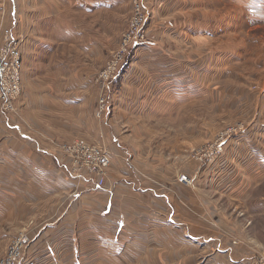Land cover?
Here are the masks:
<instances>
[{"label":"rangeland","instance_id":"rangeland-1","mask_svg":"<svg viewBox=\"0 0 264 264\" xmlns=\"http://www.w3.org/2000/svg\"><path fill=\"white\" fill-rule=\"evenodd\" d=\"M85 1L59 0L51 5L54 15L48 20L45 43L42 26L23 25L18 16L10 21L7 27L21 40L24 93L53 94L62 104L52 106L56 116L61 114L59 134L103 147L115 164L126 165L131 177L169 179L174 188L178 180L196 199L190 204L196 211L191 215L203 216L211 228L231 227L234 232L224 231L229 241L264 254V0H142L145 37L126 47L121 46L122 37L137 13L135 1L111 0L119 6L115 15L110 12L106 17H114L110 20L115 23L108 26L109 36L96 50L86 30L91 33L99 26L95 19L87 26V19L102 12H87ZM200 3L205 7L200 15L205 14L208 23L236 18L237 29L228 36L206 38L199 47L185 41L178 32L197 20ZM153 49L173 53L172 60L153 69L143 55ZM137 56L145 67L136 73L138 82L127 86L124 80L135 76ZM112 60L117 77L101 79ZM176 65L190 82L183 98L172 100L164 84L159 89L147 87L149 76L172 71ZM33 82L41 87L47 83L48 89H28ZM73 87L83 94L78 105ZM101 99L106 108L99 114ZM12 115L19 117L17 107ZM48 141L57 147L56 139ZM66 157L70 165L71 157ZM112 166L104 185L112 170L120 177L123 173ZM182 176L189 183L181 182ZM21 233L30 231L11 229L0 219V257Z\"/></svg>","mask_w":264,"mask_h":264},{"label":"crops","instance_id":"crops-1","mask_svg":"<svg viewBox=\"0 0 264 264\" xmlns=\"http://www.w3.org/2000/svg\"><path fill=\"white\" fill-rule=\"evenodd\" d=\"M57 2L0 0V40L3 29L18 16L23 25L42 26V41L47 42L46 27L54 15L51 5ZM201 5L197 20L178 32L185 41L199 47L206 38L228 36L237 29L236 18L229 23H208L205 14L200 15L205 9ZM118 6L111 0L85 1L87 12H102L100 17L87 19V26L94 19L99 26L91 33L86 30V38L95 43L94 50L106 42L108 26L115 23L107 13L115 15ZM109 50L110 46L104 57ZM172 54L158 49L143 53L153 69L168 64ZM136 59L135 76L124 80L127 86L138 82L136 73L145 67L141 57ZM171 70L149 76L147 87L159 89L164 84L171 90L172 100H178L190 82L178 65ZM28 86L48 89L47 83ZM26 93L16 102L18 118L0 112V219L4 218L11 229H29L31 242L26 256L37 264H238L258 255L229 241L224 231H233L231 227L223 231L211 228L203 216L191 215L196 211L190 204L196 199L178 180H174L178 185L174 188L169 179L131 177L125 164L113 161L115 169L123 173L120 177L112 170L102 187L91 177L73 176L60 146L73 135L57 132L61 114L56 116L52 110L54 105L62 108L60 100L49 92L40 97ZM73 100L74 105L83 101V94L74 87ZM49 138L57 140V147Z\"/></svg>","mask_w":264,"mask_h":264},{"label":"built area","instance_id":"built-area-1","mask_svg":"<svg viewBox=\"0 0 264 264\" xmlns=\"http://www.w3.org/2000/svg\"><path fill=\"white\" fill-rule=\"evenodd\" d=\"M134 1L137 13L131 18L130 27L122 37V47H126L130 42L138 44L145 37L143 33L145 21L142 16L143 11L140 10L142 0ZM13 32L12 27H6L0 40V112L7 117L16 112V102L24 92L21 40ZM116 66V61H110L100 73V78L106 81L115 79L118 74V70L115 73ZM99 105L100 114L105 111V99H101ZM223 143L224 141H221L219 146ZM60 146L66 156L71 157L70 170L73 176L92 177L98 187L104 186L107 168L112 163L108 150L82 138L72 139ZM180 181L189 183L186 176H182ZM30 242L31 237L28 234L21 233L15 236L8 244L6 254L0 257V264H37L34 258L26 256ZM234 243L236 244L237 241ZM238 264H264V254L241 260Z\"/></svg>","mask_w":264,"mask_h":264}]
</instances>
